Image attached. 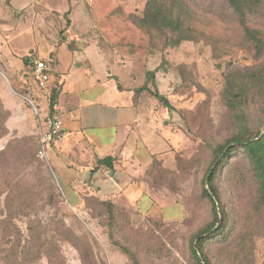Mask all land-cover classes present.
<instances>
[{
	"label": "rangeland",
	"instance_id": "374dc122",
	"mask_svg": "<svg viewBox=\"0 0 264 264\" xmlns=\"http://www.w3.org/2000/svg\"><path fill=\"white\" fill-rule=\"evenodd\" d=\"M160 1L174 15L182 12L191 40L171 45L174 33L141 28L148 0H71L75 33L96 44L126 83L147 85L144 98L175 119L183 137L178 168L162 165V181L185 205L184 215H145L117 204L111 216L96 200L71 206L50 165L38 158L42 124L29 109L25 79L14 83L0 67V264H133L125 248L139 264H198L193 236L214 220L204 179L215 166L214 150L240 132L238 113L252 132H264V59L226 0ZM251 25L264 28V19ZM229 77L247 90L239 112L226 98ZM214 184L226 231L205 245L210 264H264V203L245 154L235 151Z\"/></svg>",
	"mask_w": 264,
	"mask_h": 264
},
{
	"label": "crops",
	"instance_id": "0c3cea01",
	"mask_svg": "<svg viewBox=\"0 0 264 264\" xmlns=\"http://www.w3.org/2000/svg\"><path fill=\"white\" fill-rule=\"evenodd\" d=\"M54 1L0 0V67L14 83L25 79L39 123L52 114L63 121L65 136L50 146L48 164L66 201L77 209L94 196L145 215L181 218L185 205L154 165L178 168L183 137L175 119L157 112L100 58L96 44L75 33L71 0ZM34 57L47 62L50 98L32 77ZM107 157L112 161L100 165Z\"/></svg>",
	"mask_w": 264,
	"mask_h": 264
},
{
	"label": "trees",
	"instance_id": "16d2710c",
	"mask_svg": "<svg viewBox=\"0 0 264 264\" xmlns=\"http://www.w3.org/2000/svg\"><path fill=\"white\" fill-rule=\"evenodd\" d=\"M228 6L237 16L240 24L243 26L246 38L251 41L255 47L256 54L258 57L264 59V28L252 26V22L256 17L261 16L264 19V0H226ZM191 12V11H190ZM138 25L147 30L151 35L155 31L166 33L165 31H170L175 34V39H169V44L178 45L183 40H191V32L193 28L191 26L185 25L182 12L179 11L175 15L173 14V8L165 7L160 0H148L147 7L145 9L144 16L138 21ZM264 27V26H263ZM168 44V42H167ZM153 73V72H149ZM261 80L264 86V66L260 73ZM148 89L147 85H143L136 89V92H143ZM157 97L163 99L167 102L166 98L160 96L158 92L155 93ZM247 90L242 87L239 88L234 82V79L228 78L226 87V98L230 107L239 112L242 105L246 102ZM264 97V93L260 94ZM55 103V95L52 94L51 106ZM243 103V104H242ZM238 120L241 122V129L234 137L230 138L227 143L219 145L214 150L215 161L214 167L207 171L205 176V183L209 185V192L205 188V192L208 197L213 201V211L214 220L205 228L199 230L193 236L191 250L197 259L198 264H210L206 252L205 245L208 239L217 236L219 234H225L226 224L222 223V218L220 217V209L222 214L225 213L223 206L218 207L217 202L220 201V196L215 188V179L217 177L218 170L221 166L227 164L234 155L235 151H241L245 154L252 165V170L259 183V197L264 203V132L254 133L252 132L245 120L243 114H237ZM112 157H107L99 160V164L108 165L109 160L112 161ZM158 170L159 175L162 177V165L159 162L154 163ZM169 172V171H168ZM170 173V172H169ZM87 200H96L99 204L106 206L107 214L114 216V208L118 206L112 200H103L99 197H87ZM10 206V205H9ZM219 223L221 225L217 226ZM125 251L129 254V257L133 264H139V260L135 253H133L128 248Z\"/></svg>",
	"mask_w": 264,
	"mask_h": 264
},
{
	"label": "built area",
	"instance_id": "2783aa9c",
	"mask_svg": "<svg viewBox=\"0 0 264 264\" xmlns=\"http://www.w3.org/2000/svg\"><path fill=\"white\" fill-rule=\"evenodd\" d=\"M32 77L38 87L43 91L46 96L51 97V90L49 87L50 82V72L48 70V65L45 59L40 57H34L31 63ZM29 102L32 107L38 112L37 103L33 98H29ZM57 106L56 103L53 104L52 108ZM65 128L63 121L57 115H48L44 123L41 126L40 138H39V150L38 158L49 163L48 161V151L51 145L57 143L65 136Z\"/></svg>",
	"mask_w": 264,
	"mask_h": 264
}]
</instances>
